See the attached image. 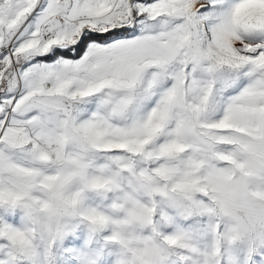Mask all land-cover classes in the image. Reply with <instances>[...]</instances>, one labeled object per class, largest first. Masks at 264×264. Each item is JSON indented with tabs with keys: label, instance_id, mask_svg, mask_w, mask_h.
<instances>
[{
	"label": "snow or ice",
	"instance_id": "snow-or-ice-1",
	"mask_svg": "<svg viewBox=\"0 0 264 264\" xmlns=\"http://www.w3.org/2000/svg\"><path fill=\"white\" fill-rule=\"evenodd\" d=\"M0 264H264V0H0Z\"/></svg>",
	"mask_w": 264,
	"mask_h": 264
}]
</instances>
